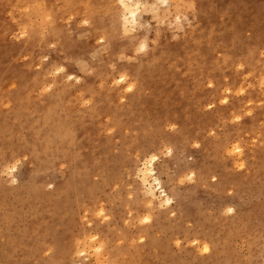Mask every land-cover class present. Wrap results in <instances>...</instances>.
Wrapping results in <instances>:
<instances>
[{
    "label": "rangeland",
    "instance_id": "1",
    "mask_svg": "<svg viewBox=\"0 0 264 264\" xmlns=\"http://www.w3.org/2000/svg\"><path fill=\"white\" fill-rule=\"evenodd\" d=\"M124 2L0 17V264H264V0Z\"/></svg>",
    "mask_w": 264,
    "mask_h": 264
},
{
    "label": "bare ground",
    "instance_id": "2",
    "mask_svg": "<svg viewBox=\"0 0 264 264\" xmlns=\"http://www.w3.org/2000/svg\"><path fill=\"white\" fill-rule=\"evenodd\" d=\"M51 1H54V0H0V17H2L3 19L7 18V20L3 21V23H5V26L7 29L8 25H10V23H9V16L10 15H13L16 13H28L34 7V5L37 4V6H38V4H48ZM126 2H124V0H120V3L123 6L125 5ZM201 3L202 2L198 1L197 5L200 6ZM39 11H41V10H39ZM42 12H43V10H42ZM131 13L134 14L133 12H131ZM1 21L2 20L0 19V22ZM228 22L226 23V25L229 24V26H232L234 30L241 31L242 29H248L252 32V36H253V39L255 41H257L258 43L264 42V22L259 21V27H257V25L255 23V19H253L251 17H249V19L244 22L243 26H236V23L232 20H230ZM5 37H6L5 32L3 30H0V71L6 70V74L0 76V94H2V92L7 93L8 91L11 93L13 92V89H8L7 86H3V85H6L7 83H9L11 78L16 75V71L11 70V69L9 70V67L7 66L8 53H7ZM257 61H256V63H257ZM250 67H252V66L250 65ZM260 82H261V80H260ZM22 116H24V115H19V114L14 115V120L16 122H19L21 119L20 117H22ZM6 118L7 117L4 116L3 112L0 111V152H3L4 150L14 151V149H16V148H14L15 146L9 142V141H12L13 139L17 141L18 145L26 144L21 139V137L18 136V134L14 131V129L9 127V124H8V121L6 120ZM25 128L30 130V131L35 130V127L32 124L26 125ZM2 140H4L3 143H2ZM28 145H31V144H28ZM142 172H143V179L142 180L145 182L147 176H150L152 173H151V170L148 168H146Z\"/></svg>",
    "mask_w": 264,
    "mask_h": 264
}]
</instances>
